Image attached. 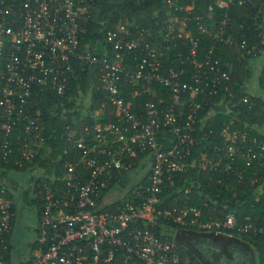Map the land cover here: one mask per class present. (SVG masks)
I'll return each mask as SVG.
<instances>
[{
	"label": "built area",
	"instance_id": "obj_1",
	"mask_svg": "<svg viewBox=\"0 0 264 264\" xmlns=\"http://www.w3.org/2000/svg\"><path fill=\"white\" fill-rule=\"evenodd\" d=\"M97 1L0 0V161L9 164L18 154L15 164L23 167L34 161L50 138L40 111L30 113L36 104L34 96L45 86L64 96L88 66L100 64L98 83L89 92L96 88L105 99L99 107L87 110L94 123L84 124L81 136L74 138L76 159H65L60 173L51 174L40 166L27 172L29 200L40 201L42 210L36 244L28 257L18 261L10 255L9 240L17 215L12 209L15 201L8 197L12 189L0 184V264H194L182 257L168 230L170 224L216 235L264 236V225L251 216L240 220L230 211L223 219H205L202 208L192 202L191 188L184 190V199L173 207H164L162 200L178 178L198 166L191 160L193 148L210 137L196 133L205 108L200 98L222 92L233 95L226 83L231 80L233 63L213 56L215 45L234 44L227 35L230 9L250 5L254 10L260 41L248 46L243 39L235 45L251 55V64H258L264 57V3L215 0L210 4L211 16L216 7L224 13L214 34L219 43L203 57L201 36L209 33L210 25L198 20L201 35L195 36L187 18H170L168 35L174 38L177 30L189 47L187 53L178 52L175 62L183 65L178 69L159 44L152 45L143 31L135 36L124 21L106 31L102 52L83 50L82 27ZM193 7L187 5L185 10ZM187 63L192 71L186 69ZM125 83L137 86L131 97ZM145 94L148 99L139 103ZM241 101L255 104L248 96ZM235 106L236 102L227 109L230 120L223 122L219 132L224 158L230 163L223 168L221 159H206L200 164L203 169L228 171L240 152L246 166L257 160L264 167V139L250 136L252 129L264 131L258 122L242 124ZM108 114L113 118L96 121ZM64 134L72 140L76 131L67 125ZM5 170L0 168V173ZM243 171L237 174L239 181ZM131 174L134 182L129 189L108 199V192ZM257 189L263 193L264 183Z\"/></svg>",
	"mask_w": 264,
	"mask_h": 264
},
{
	"label": "trees",
	"instance_id": "obj_2",
	"mask_svg": "<svg viewBox=\"0 0 264 264\" xmlns=\"http://www.w3.org/2000/svg\"><path fill=\"white\" fill-rule=\"evenodd\" d=\"M255 1L264 3V0ZM171 2L172 4L168 0H98L93 8L91 18L82 27V49L90 52H102L106 31L114 28L119 21H124L131 25L135 36H139L138 32L140 30L144 32L145 37L152 45L159 44L164 51V55H171L172 60H174L173 66L179 69L183 65L179 61L175 62L177 54L180 51L187 53L189 47L187 42L178 37L177 30L174 38L168 35L170 24L168 20L173 16H178L180 19L187 18L189 29L193 31L195 36L201 35L198 30V20L207 22L210 25L209 33L201 36L199 53L203 57L206 51L215 42H218L217 38H214V34L219 30L224 9L216 7L215 13L211 16L209 5L214 4L215 0H171ZM187 5H193V10L187 12L185 10ZM251 8L250 5H246L242 7L233 6L230 9L228 16L230 28L227 35L232 36L234 44L215 45L216 49L213 56L222 57L223 60L233 63L234 70L231 80L226 82L229 84L233 95L222 92L201 97L200 100L205 101V108L199 116L202 120L207 118L206 116L212 108L226 111L232 103L236 102L237 116H239L242 124L243 122H258L264 129V64L258 70L257 64L250 63L251 55L235 45L243 39L247 41L248 46L260 41L257 18ZM131 61L128 60L127 62ZM185 65L188 71L193 70L191 64L187 63ZM99 76L100 64L91 65L82 72L78 81L70 83V89L64 96L53 91L50 86H45V90L36 94L34 96L36 104L30 113L36 115L40 111V121L45 125L46 133L50 138L47 139L33 162L26 163L23 167L17 166L15 159L18 154H16V157H13L9 164L0 161V168L27 173L31 172L36 166H40L52 174L55 171L56 173L62 171L65 159H76L79 152L74 146V138L81 136L84 124L94 123L93 120H90L87 110L97 108L105 102L104 95L100 90L94 88L92 93L89 92L91 85L98 83ZM253 80L258 81L259 84L257 93L250 92L247 87L250 82L252 84ZM124 87L128 97H131V93L137 88V86L130 83H125ZM157 89L160 91L159 86ZM244 96H248L253 102L255 101V104L250 105V103L243 101L239 102V99ZM148 97L145 94L139 103H143ZM64 109H66L65 113ZM108 109L113 113L114 110L110 104ZM112 115H101L96 121H108L113 118ZM219 116L223 118L219 122L206 119V121H200L197 124L196 133L210 135L208 140L201 141L193 148L191 160L195 159L199 167L197 166L183 174L176 180L175 186L165 191L162 196L163 206L173 207L177 205L184 199V190L191 188L192 202L202 208L205 219H208L209 216H220L223 219L228 212L233 211L240 220L251 216L257 224L264 225V191L259 193L257 189L258 186L264 183V167L259 161L256 160L252 166L248 167L246 166V157L242 156L240 152L237 160L231 163L232 167L228 171L200 167V164L206 159L213 162H218L221 159L223 168H226V165L230 163L229 159L224 158L222 148L224 141L219 132L223 127L222 121L228 122L231 114L224 115L220 113ZM67 125H70L76 131L72 140L67 139L66 134L62 136ZM250 136L264 139V132L261 134L252 129ZM216 143L222 150L218 151L216 149ZM66 151L68 152L66 153ZM241 170L243 171L242 180L239 181L237 174ZM254 180L256 181L253 182ZM25 192L23 195L27 194L26 197H28L29 191L26 189ZM15 196L13 192L8 195V197L17 201ZM33 203L38 206L40 215L42 210L40 201L34 199ZM12 209H17L16 204L13 205ZM168 230L175 239L182 257H189L194 264H204L199 255L194 253V250L207 251V246L215 248L211 252L217 251L220 253L221 264H264V236L261 234L235 232L232 235H215L210 233L216 238H222L226 244L224 247H216L212 245L213 243L209 245L203 243L202 240L190 239L189 236L191 235L206 232L198 227L184 228L178 224H170ZM243 240H249L250 243L257 246L256 260L253 259L254 256L252 258L250 253H246L242 249V244H236V241L243 243Z\"/></svg>",
	"mask_w": 264,
	"mask_h": 264
},
{
	"label": "rangeland",
	"instance_id": "obj_3",
	"mask_svg": "<svg viewBox=\"0 0 264 264\" xmlns=\"http://www.w3.org/2000/svg\"><path fill=\"white\" fill-rule=\"evenodd\" d=\"M260 63L257 64V69L260 70V68L262 67V64H264V57H260ZM259 65V67H258ZM259 73V71H258ZM257 82L253 81V84H251V82L248 84V90L252 93H257L258 91V87L259 85L257 84ZM216 108H212V110H209L208 114H207V118H205V120L203 121H206V119H211V120H214V121H217L219 122L220 120H222L223 118H221L219 116L220 113H223L224 115H230V113L228 112V110L226 109V111H224L223 109H217L215 110ZM222 122H226L225 120L222 121ZM221 122V123H222ZM206 123V122H204ZM223 125V123H222ZM261 130L264 131V129L261 127ZM5 172H8V176H13L11 177L12 179L11 180V183L13 184L14 181L18 182L19 183V186L20 188H22V185L25 184V186H23V188L27 187L28 184V180L27 182L25 183V179H28L29 178V175L28 173L26 172H22V171H15V170H6ZM5 178V176H4ZM134 179L132 177V174L131 175H125L123 176L120 181H119V186H123L126 182H129ZM256 181V180H255ZM24 182V183H23ZM21 195L20 196H23V193L24 191H20L19 192ZM117 193V192H116ZM25 202L27 203L28 202V198L24 199ZM29 202H31L29 200ZM104 202H106V199H104ZM27 205V204H26ZM34 206H28L26 208H23L22 206L19 208L18 210V217H17V220L15 221V225H14V230H13V236L14 238L17 240L16 242V246H17V249H20L21 252L25 250V242L31 238V237H34V233H33V230H27V227H31V226H34L37 222V215H36V212L38 210V206L36 204H33ZM216 235V234H215ZM220 235V234H218ZM243 243L247 246L248 250H250V253L252 256H254V260L257 259V254H258V248L255 244H252L249 242V240H243ZM20 252V253H21ZM17 252H15L14 254L16 255ZM20 253H18L16 256L17 258L20 257ZM22 254V253H21ZM30 254L29 253H24L22 254L23 257H28V255Z\"/></svg>",
	"mask_w": 264,
	"mask_h": 264
},
{
	"label": "crops",
	"instance_id": "obj_4",
	"mask_svg": "<svg viewBox=\"0 0 264 264\" xmlns=\"http://www.w3.org/2000/svg\"><path fill=\"white\" fill-rule=\"evenodd\" d=\"M6 171V170H5ZM5 171H3L2 173H0V182L2 183V184H5V185H8L11 189H12V192L16 195L15 196V198L17 199V201H15V204H16V207H17V209H16V213H17V215H16V217H15V219L13 220V222H12V224H13V229H12V232L9 234V240H10V242H11V244H12V246H13V249H12V251H11V257L13 258V259H15L16 261H18V260H21V258H24L23 256H22V254H24V253H29V252H31L32 251V249L34 248V246H35V244H36V240H37V236H35V237H31V238H29L26 242H25V250L24 251H22L21 252V250L20 249H17V246H16V242H17V240L14 238V236H13V230H14V225H15V221L17 220V217H18V210H19V208L22 206L23 208H26V207H28V206H34L33 204V202H29V200H28V202L26 203L25 202V200L24 199H26V198H30V195L28 196V197H26L27 196V194L26 195H23V196H20L21 194L19 193L20 191H24V193H26L25 191H26V187L25 188H23V186H25V184H23L22 185V188H20V187H18L19 186V183L18 182H16V181H14L13 182V184L11 183V180L10 179H12L11 177H13V176H8V172H5ZM4 176H5V178H4ZM10 178V179H9ZM27 180L28 179H25V183L27 182ZM23 182V183H24ZM132 182H134V179H132L131 181H130V183L129 182H126L123 186H119V185H117L116 187L117 188H114L113 190H111V191H109L108 192V196H107V198L108 199H111V198H113V197H117L118 195H120V194H122V193H124V192H126L128 189H129V187H130V185H131V183ZM119 184V183H118ZM117 192V193H116ZM18 193V194H17ZM29 194V193H28ZM113 195V196H112ZM114 195H116V196H114ZM27 204V205H26ZM39 209V208H38ZM36 215H37V222H36V224L34 225V226H31L30 228H29V230L31 231V229H33V227H35V226H39V218H40V215H39V210H37V212H36ZM28 230V231H29ZM15 252H17L16 253V255L18 254V253H20V257H18L17 258V256L14 254Z\"/></svg>",
	"mask_w": 264,
	"mask_h": 264
},
{
	"label": "flooded vegetation",
	"instance_id": "obj_5",
	"mask_svg": "<svg viewBox=\"0 0 264 264\" xmlns=\"http://www.w3.org/2000/svg\"><path fill=\"white\" fill-rule=\"evenodd\" d=\"M30 228V227H29ZM29 228L27 227V230H29ZM33 233L35 236L38 235V231H39V226H35L33 227ZM34 236V237H35ZM191 240H202L203 243H208L209 245L212 244L216 247H224L226 244L223 242L222 238H216L214 237L212 234L210 233H203V234H194L189 236ZM226 240V239H225ZM230 242V241H228ZM236 244H242V249L247 253H250V251L247 249V246L245 244H243L240 241H236ZM240 242V243H239ZM197 249V248H196ZM215 248L207 246V251H201L200 249L194 250V253H196L197 255H199V258L202 259V261L204 262V264H221L222 262L220 261V257H219V252L215 251V252H211L212 250H214ZM225 251H227V249H225ZM251 254V253H250ZM253 257V256H252ZM220 262V263H219ZM238 263V261H237Z\"/></svg>",
	"mask_w": 264,
	"mask_h": 264
},
{
	"label": "water",
	"instance_id": "obj_6",
	"mask_svg": "<svg viewBox=\"0 0 264 264\" xmlns=\"http://www.w3.org/2000/svg\"><path fill=\"white\" fill-rule=\"evenodd\" d=\"M248 249V248H247ZM250 251V250H249Z\"/></svg>",
	"mask_w": 264,
	"mask_h": 264
}]
</instances>
